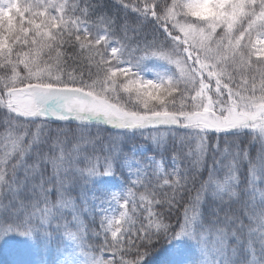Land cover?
<instances>
[{"label":"snow or ice","instance_id":"obj_1","mask_svg":"<svg viewBox=\"0 0 264 264\" xmlns=\"http://www.w3.org/2000/svg\"><path fill=\"white\" fill-rule=\"evenodd\" d=\"M3 264H264V0H0Z\"/></svg>","mask_w":264,"mask_h":264},{"label":"trees","instance_id":"obj_2","mask_svg":"<svg viewBox=\"0 0 264 264\" xmlns=\"http://www.w3.org/2000/svg\"><path fill=\"white\" fill-rule=\"evenodd\" d=\"M0 264H3V259L2 258H0Z\"/></svg>","mask_w":264,"mask_h":264}]
</instances>
